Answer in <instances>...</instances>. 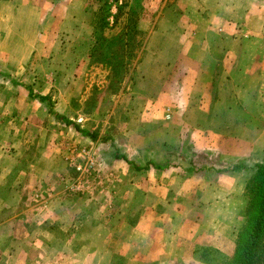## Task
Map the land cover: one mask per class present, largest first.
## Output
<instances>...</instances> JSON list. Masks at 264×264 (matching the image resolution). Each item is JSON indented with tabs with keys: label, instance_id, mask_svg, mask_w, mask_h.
Returning <instances> with one entry per match:
<instances>
[{
	"label": "rangeland",
	"instance_id": "1",
	"mask_svg": "<svg viewBox=\"0 0 264 264\" xmlns=\"http://www.w3.org/2000/svg\"><path fill=\"white\" fill-rule=\"evenodd\" d=\"M91 1L56 0L27 62L0 60V264H226L264 165L240 46L255 59L264 33L216 5L136 0L145 41L121 65L125 15L99 27Z\"/></svg>",
	"mask_w": 264,
	"mask_h": 264
},
{
	"label": "crops",
	"instance_id": "2",
	"mask_svg": "<svg viewBox=\"0 0 264 264\" xmlns=\"http://www.w3.org/2000/svg\"><path fill=\"white\" fill-rule=\"evenodd\" d=\"M197 4L216 5L220 11L232 13L238 11L240 20H255V27L248 29L246 24L240 28V36H248L250 32L255 35V40L264 33V0H193ZM56 0H2L0 6V60L11 66L20 67L27 62L33 50L38 44L39 20L48 21L49 11L54 9ZM42 5L43 12H39ZM45 5V6H43ZM246 5L256 6V9L246 10ZM27 9L28 13H23ZM52 14V13H51ZM55 14V13H53ZM242 15V16H241ZM53 17V15H52ZM221 18H231V15L221 14ZM26 20V21H25ZM244 40L243 38H241ZM245 50V51H244ZM247 46H240V77L247 87L249 79L263 84L258 90V99H264V51L260 44L256 45L255 59H250ZM251 55V53H250ZM205 62L199 58L197 65L205 67ZM229 74L227 70L222 75L225 78ZM202 75V74H201ZM246 96V92H244ZM244 98V97H242ZM263 130V129H261ZM7 156V154L5 155ZM241 156V155H238Z\"/></svg>",
	"mask_w": 264,
	"mask_h": 264
},
{
	"label": "trees",
	"instance_id": "3",
	"mask_svg": "<svg viewBox=\"0 0 264 264\" xmlns=\"http://www.w3.org/2000/svg\"><path fill=\"white\" fill-rule=\"evenodd\" d=\"M95 6V15L99 27H113L122 17L123 27L121 34L116 35L123 57H116L114 63L123 64L136 56L137 50L144 45L145 32L138 26L139 14L136 0H92ZM114 12H111L113 11ZM111 19V21H109ZM128 30L124 32V29ZM123 33V34H122ZM98 42H95V45ZM109 44V43H108ZM136 51V52H135ZM122 55V54H119ZM39 99L47 100V97L38 96ZM49 112L59 120L70 123L69 119L49 109ZM74 127L82 134L95 137V133ZM259 185L254 190H248L247 219L239 232L235 255L226 264H264V165L257 164L254 177ZM252 203V205H251Z\"/></svg>",
	"mask_w": 264,
	"mask_h": 264
}]
</instances>
